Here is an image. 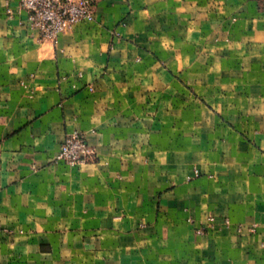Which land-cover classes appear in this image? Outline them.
<instances>
[{
	"label": "crops",
	"instance_id": "1",
	"mask_svg": "<svg viewBox=\"0 0 264 264\" xmlns=\"http://www.w3.org/2000/svg\"><path fill=\"white\" fill-rule=\"evenodd\" d=\"M94 3L0 0V264H264V0Z\"/></svg>",
	"mask_w": 264,
	"mask_h": 264
},
{
	"label": "built area",
	"instance_id": "2",
	"mask_svg": "<svg viewBox=\"0 0 264 264\" xmlns=\"http://www.w3.org/2000/svg\"><path fill=\"white\" fill-rule=\"evenodd\" d=\"M20 7L28 12L31 25L45 41L54 42L77 23L93 21L95 17L94 0H20ZM7 12L12 14L13 9L8 8ZM94 153L84 134L74 130L67 134L56 160L74 167L87 162ZM195 172L199 173L197 169ZM198 233L202 230L198 229Z\"/></svg>",
	"mask_w": 264,
	"mask_h": 264
}]
</instances>
